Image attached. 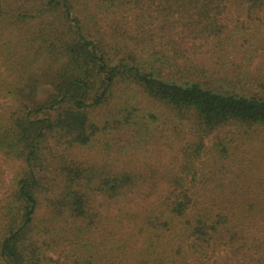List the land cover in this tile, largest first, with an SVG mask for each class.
Returning <instances> with one entry per match:
<instances>
[{"label": "trees", "instance_id": "obj_1", "mask_svg": "<svg viewBox=\"0 0 264 264\" xmlns=\"http://www.w3.org/2000/svg\"><path fill=\"white\" fill-rule=\"evenodd\" d=\"M249 145L264 0H0V264H264Z\"/></svg>", "mask_w": 264, "mask_h": 264}, {"label": "rangeland", "instance_id": "obj_2", "mask_svg": "<svg viewBox=\"0 0 264 264\" xmlns=\"http://www.w3.org/2000/svg\"><path fill=\"white\" fill-rule=\"evenodd\" d=\"M104 32L106 33V36L109 39V33L106 31V29L104 30ZM37 33H38V30L34 29V35L33 36H35ZM245 90L247 91L246 87H245ZM164 116H166V118H164L165 120H168L171 118L169 113H165ZM182 131L183 132H182L181 136L185 137L187 130L182 129ZM249 146L254 150V152L264 151L263 147L252 146V145H249ZM152 148H154L157 151L165 149V147L157 148L155 146H153ZM166 150H167V147H166ZM153 157H154L153 154H151L149 152L142 153L141 155L134 157V159H133L134 165L137 167L145 168L146 165H148V164H149V166H151V165H155L157 163L158 165L161 166V165L168 164L171 161L170 155H166L165 157H163L161 159L160 158L155 159ZM13 168H14V163L11 160H7L5 157H3L0 154V196H1L4 188L6 187L7 181L9 179V177L11 176Z\"/></svg>", "mask_w": 264, "mask_h": 264}]
</instances>
